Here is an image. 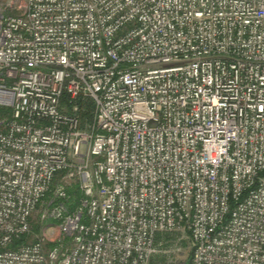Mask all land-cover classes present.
Wrapping results in <instances>:
<instances>
[{
    "label": "built area",
    "instance_id": "1",
    "mask_svg": "<svg viewBox=\"0 0 264 264\" xmlns=\"http://www.w3.org/2000/svg\"><path fill=\"white\" fill-rule=\"evenodd\" d=\"M162 234L264 264V0H2L0 264H151Z\"/></svg>",
    "mask_w": 264,
    "mask_h": 264
},
{
    "label": "rangeland",
    "instance_id": "2",
    "mask_svg": "<svg viewBox=\"0 0 264 264\" xmlns=\"http://www.w3.org/2000/svg\"><path fill=\"white\" fill-rule=\"evenodd\" d=\"M2 2V0H0ZM74 184V180L70 182ZM37 224L38 211L31 218V225ZM161 236V238H158ZM157 253L152 257L151 264H185L191 255V248L188 238L178 234H162L156 238Z\"/></svg>",
    "mask_w": 264,
    "mask_h": 264
},
{
    "label": "trees",
    "instance_id": "3",
    "mask_svg": "<svg viewBox=\"0 0 264 264\" xmlns=\"http://www.w3.org/2000/svg\"><path fill=\"white\" fill-rule=\"evenodd\" d=\"M86 105L84 106V109H82L81 113H80V116L82 117V120H88L90 118V112H89V109H90V105L89 103H85ZM64 172H60L56 175L55 179H54V184L55 182L59 179V177L63 174ZM67 192L68 194L70 195L71 197V200L74 201V202H77V200L80 198V193L78 191V188H77V185H72L70 188L67 189ZM50 196V193H47L45 195V199H47L48 197ZM37 224H32V231L33 233H36L37 232ZM158 238H161V236H159ZM27 241L26 238H21L19 240V242H25ZM191 255L189 256V260L188 262H186L185 264H191Z\"/></svg>",
    "mask_w": 264,
    "mask_h": 264
}]
</instances>
